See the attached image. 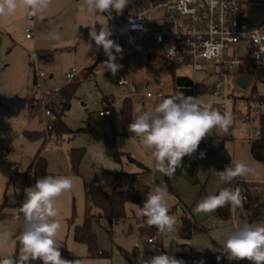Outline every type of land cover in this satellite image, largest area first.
<instances>
[{"label":"rangeland","instance_id":"374dc122","mask_svg":"<svg viewBox=\"0 0 264 264\" xmlns=\"http://www.w3.org/2000/svg\"><path fill=\"white\" fill-rule=\"evenodd\" d=\"M82 4L83 0H50L48 7L37 16H32L27 8L19 7L14 14L0 16V205L6 202L3 211L7 213L4 217L0 216V234H8L0 239V259L19 257L21 245L16 238L24 227V220L22 217L17 219V203H23L25 189L35 185L34 173L29 170V166L40 154L45 157L49 171L55 176H67L73 180L72 189L55 198L58 216L50 218L61 224L56 240L63 259L78 261L79 264H143V260L155 254H168L173 251L183 264H251L247 260L230 261L224 253L223 246L229 234L241 227L236 215L225 222L215 216L214 212L196 213L193 209L202 198L217 194L222 186L232 188L216 176L219 166L227 165L231 160L246 163L252 171L243 177L248 181L259 182L258 187H264V161L255 158L252 152L253 138L257 136V132L252 128L253 120L249 116L240 117L238 108L246 106L243 103L238 104L235 99L237 95L249 94L254 85H257L259 93H263L264 80L253 77L249 87L244 89L237 80L238 67L221 70L220 65L213 60L207 62L204 69L178 67L175 73H159L158 67L149 68L143 64L138 73L133 75L143 94L130 96L132 94L129 87L116 85L114 76L109 71L102 75L103 68L97 64L78 83L71 107L65 115V121L70 128L83 130L64 134L51 132L42 124V115L33 110L40 93L36 87L37 77L44 72L49 83L64 84L67 73L75 70L79 72L73 79L76 80L82 75L83 69L91 66L103 52L102 47H98L90 39L89 31L91 25H95L97 31L100 26L107 28L110 19L100 12L81 11ZM246 4L251 23H263L264 0H248ZM55 31L59 33L58 40L49 35ZM39 49L50 51L52 55H41L37 52ZM231 50L236 55L250 56L252 53L250 45L245 42L233 45ZM51 75L54 76L50 77ZM179 77H188L194 81L193 93L182 91ZM221 80L224 81L221 95H216L214 89ZM148 90L155 93L162 91L164 96L147 97L145 93ZM180 92L185 96L196 97L204 104H211L220 113L227 112L233 118L226 140L224 132L219 129L211 131L208 145L215 153L212 156H199V177L206 185V192L203 194L201 185L191 184L185 179L184 161L183 167L177 169L173 176L163 175L155 170L154 160L150 152L143 149L141 138L134 133L122 134L126 97L133 100L136 115L154 110L163 99ZM107 95L113 96V112L101 115L100 111L106 109ZM253 118L258 119L255 116ZM90 127H94L101 134L114 131L121 134L117 144L118 149L123 152L122 162L105 149L104 139L88 130ZM26 129L40 134L29 137ZM41 132L46 134V142ZM77 150H82V153L75 162L73 154ZM101 150L104 152V159L94 158L93 152ZM129 155L136 160H132ZM120 171L133 174L134 185L138 189H147L140 182L149 179L156 184L166 185L165 202L169 214L176 217V225L171 232L161 233L165 251H147L145 241L149 236L157 235L146 234L144 240L139 228L140 218L136 216L138 205L132 202L127 204L126 221H119L111 231L108 230L105 219L100 222L94 219L92 222L98 236L99 250H111V256H91L89 245L75 238V228L84 223L91 204V184H99L108 190L115 186L127 188L132 182V176H125L118 183L114 173ZM167 181L177 189L199 219L209 221L210 229L198 230L188 241L180 236L184 203L170 190ZM175 207L178 208L175 210ZM261 222L264 219L253 220L250 224ZM213 223L216 225L212 226ZM171 239L176 242L174 249L170 246ZM218 256L221 257L219 260ZM31 264L41 262L37 260Z\"/></svg>","mask_w":264,"mask_h":264},{"label":"clouds","instance_id":"9594fccd","mask_svg":"<svg viewBox=\"0 0 264 264\" xmlns=\"http://www.w3.org/2000/svg\"><path fill=\"white\" fill-rule=\"evenodd\" d=\"M50 0H0V16L14 14L18 7L27 8L32 16H37L45 10ZM128 5V0H83L81 11L89 13H105L114 11L121 14ZM52 39H60L58 31L51 32ZM112 33L106 27L97 31L91 25L89 37L98 47H102L107 60L101 65L102 75L105 71L113 76L122 67L116 62L115 53H121L122 48L111 37ZM255 43L260 44L257 39ZM169 51L174 52L173 46ZM264 54V46L260 53L254 54L257 61ZM233 123L231 114L220 113L211 104H204L193 96H185L182 92L165 98L152 111L137 113L128 125V132L140 137V142L154 160L155 170L169 177L177 169L183 167V158L192 156L197 151L201 141L210 135L213 129L227 133ZM203 157L204 153H200ZM94 158L104 159V152L94 151ZM249 166L240 160H231L216 176L220 181L228 183L238 176L251 172ZM148 189L142 207L138 206L137 216L145 218L149 226H155L160 233L171 232L176 225V217L169 214L165 202L166 185L156 184L154 180L140 182ZM135 186V185H134ZM73 180L67 176H46L36 179L34 186L25 189V197L18 209L17 219L22 214L24 227L16 238L21 245L19 257L0 259V264H31L40 261L41 264H79L61 256L60 245L56 240L61 224L55 218L58 210L55 198L66 190H71ZM139 190V189H138ZM244 197L240 190L222 188L218 194H210L202 198L194 207L196 213H211L225 204L242 206ZM0 234V239L7 236ZM224 253L228 260H247L251 264H264V222L247 224L238 227L224 243ZM221 257H217L219 260ZM143 264H183V261L170 254H155L143 260Z\"/></svg>","mask_w":264,"mask_h":264},{"label":"built area","instance_id":"2783aa9c","mask_svg":"<svg viewBox=\"0 0 264 264\" xmlns=\"http://www.w3.org/2000/svg\"><path fill=\"white\" fill-rule=\"evenodd\" d=\"M247 1L147 0L126 17L112 11L103 13L110 19L107 25L112 33L110 38L122 48L121 53H115L113 50L117 57L116 62L122 65L114 76L115 84L129 87L132 94L130 96L142 95L133 75L138 73L143 64H147L150 55H161L166 60L177 63L179 68L200 70L211 60L219 64L221 70L239 67L245 58L249 57L236 55L231 50L233 45L240 42L250 45V57L264 68V54L260 55L259 61L254 56L259 54L261 46H264V22L258 25L251 23ZM257 39L261 41L260 44L255 43ZM169 46H173L175 51L170 52ZM106 60L107 56L102 52L95 62L101 65ZM78 73L75 70L67 73L64 84L49 83L44 72L37 77L36 87L40 93L33 110L42 115L41 122L47 130L53 128L54 107L61 106L64 101L63 87ZM253 77L256 80H264L263 74L251 75V80ZM223 85V80L216 84V95H221ZM145 95L164 96L162 91L155 93L152 90H148ZM110 113L109 109L100 111L101 115ZM253 114L260 120L264 118V102L254 107ZM232 189H235L234 186ZM156 240L157 236L148 238L150 242ZM159 249L165 251L164 245ZM168 254L177 258L173 251Z\"/></svg>","mask_w":264,"mask_h":264},{"label":"trees","instance_id":"16d2710c","mask_svg":"<svg viewBox=\"0 0 264 264\" xmlns=\"http://www.w3.org/2000/svg\"><path fill=\"white\" fill-rule=\"evenodd\" d=\"M147 0H128V5L124 9V11L119 14L121 17L129 16L134 13L140 5H142ZM114 12V11H112ZM115 13V12H114ZM118 15V14H117ZM1 31H0V45H1ZM41 55L50 56L52 55L50 51L39 49L37 51ZM149 68L158 67L160 72H174L179 67V65L175 62L166 60L161 55H150L149 60L146 64ZM97 66V62L93 63L91 66H87L83 69V73L81 76L76 78L69 83H67L62 89V95L64 97V101L62 105H57L54 107V117H53V128L51 132H55L58 134H64L68 132H78L83 129L73 130L68 126L65 121V115L68 109L71 107V100L75 94V90L77 88L78 83H80L83 78L87 77L90 72ZM231 70V69H227ZM244 72H248L251 75L263 74L264 68L260 67L252 57H246L244 62L238 67L237 75L240 76ZM233 96V95H232ZM113 96L107 95L105 97L106 109L113 112V105L111 104V99ZM235 99L238 104H242L246 106L247 116H251L253 113L254 107L264 102V94L259 93L257 86L254 85L252 91L247 94H240L235 96ZM134 103L133 100L128 96L125 99V105L123 108V133L125 135L132 134L128 132V125L133 121L134 118ZM261 133L253 138L254 141L252 143V152L258 160L264 161V118L261 119ZM88 130L95 132L99 137L104 139V147L105 149L118 161L122 162V154L123 152L118 149L117 140L121 135L120 133L114 131L113 133L101 134L94 127L88 128ZM29 137H37L40 133L37 131H28L25 130ZM41 136L45 137L46 134L41 132ZM222 138V136H220ZM227 135L225 133L224 139L226 140ZM209 135H207L200 143L196 152L192 154V156H185L183 158L184 161V177L185 179L194 185H201V194L206 192V185L202 183L199 177L200 170V153L203 152L204 156H212L215 153V150L212 149L208 145ZM224 141V140H223ZM75 153V152H74ZM82 150H77L76 154H73V161H78L80 158V154ZM130 156V155H129ZM132 160H136L134 157L130 156ZM228 165V164H227ZM226 165H220L218 171H222ZM29 170L34 173V183H36V179L43 178L46 176H55L48 169V164L43 155H38L32 164L29 166ZM115 178L118 183H120L125 176L131 175L132 182L127 188H118L115 186L112 190H108L107 188L99 185V184H91L90 187V197L91 204L88 208L85 221L82 224H78L75 228V238L79 241L86 242L91 249V256L95 255H106L111 256V250H99L98 246V236L96 230L94 229L92 222L94 219H97L99 222L102 219H105L108 223L109 230L118 223L120 220H124L128 217V209L127 204L132 202L142 207L143 201L146 198L148 189H139L134 186V175L130 173H126L124 171L115 172ZM259 182L248 181L243 176H238L234 178L230 184V186H234L235 189H239L241 194L245 195L242 206H235L233 210V205L225 204L223 207L218 208L214 211V215L221 218L225 222L230 221L234 215H236L237 219L240 221L241 226L245 223L250 224L253 220L256 219H264V187H258ZM167 184L174 192L173 186L167 181ZM257 186V187H256ZM225 188L222 186L220 189ZM219 192V191H218ZM217 192V194H218ZM183 205V214L181 216V226L179 229V234L186 241L190 240L194 234L198 230H208L211 225L209 221L199 219L191 210L189 204H187L184 199H181ZM20 207L22 205V201L17 203ZM4 206H6V202L0 205V216L4 217L6 212L3 211ZM178 207H175V210ZM23 218L22 214L20 218ZM141 222L139 223V228L141 234L145 240V235H157V240L154 242L145 241V248L147 251L152 252L158 250L163 243L162 234L157 230L155 226H149L145 222V218L139 217ZM216 223H213L212 226H215ZM159 237V239H158Z\"/></svg>","mask_w":264,"mask_h":264},{"label":"water","instance_id":"95a60500","mask_svg":"<svg viewBox=\"0 0 264 264\" xmlns=\"http://www.w3.org/2000/svg\"><path fill=\"white\" fill-rule=\"evenodd\" d=\"M52 76L53 75H51V77ZM237 80H238L239 85L242 88L247 89L249 87V83L251 81V75L248 72H244L242 75H240L238 77ZM178 81L182 85L181 89H182L183 92H185V93H193V91H194V87H193L194 81L191 78L179 77ZM170 246H171L172 249H174V247H175V240L174 239L171 241Z\"/></svg>","mask_w":264,"mask_h":264},{"label":"crops","instance_id":"0c3cea01","mask_svg":"<svg viewBox=\"0 0 264 264\" xmlns=\"http://www.w3.org/2000/svg\"><path fill=\"white\" fill-rule=\"evenodd\" d=\"M99 28H101V26L99 27ZM54 76V75H53ZM52 76V77H53ZM51 77V76H50ZM251 82V81H250ZM249 85H250V83H249ZM257 86V85H256ZM263 93H264V91H263ZM239 109V111H240V117H242L243 116V118H247L248 116H247V110H246V107H239L238 108ZM245 116V117H244ZM253 114H251V116H250V118H251V120H253V122L251 123L252 124V128L253 129H255L256 130V132H257V136L261 133V120L258 118L257 120H254V118H253ZM240 117H237V118H240ZM253 118V119H252ZM256 136V137H257ZM7 157H9V155L7 156ZM183 169H184V167H183ZM116 179V178H115ZM135 180V179H134ZM173 188H174V194H176V197H177V199L181 202V199H183V198H181V194L177 191V189L173 186ZM226 188V187H225ZM180 195V196H179ZM180 206H181V204H180ZM7 214V213H6ZM136 216H137V214H136ZM140 220V219H139ZM138 220V222L140 223L141 222V220L139 221ZM121 221V220H120ZM123 221H126V219H124ZM109 230V229H108ZM109 231H111V229L109 230ZM173 239H171V241H172ZM175 240V239H174ZM106 241V240H105ZM170 241V242H171ZM171 244V243H170ZM175 245H176V242H175Z\"/></svg>","mask_w":264,"mask_h":264}]
</instances>
